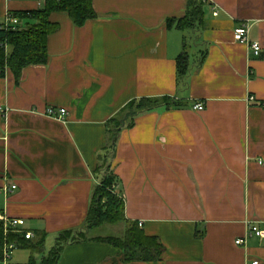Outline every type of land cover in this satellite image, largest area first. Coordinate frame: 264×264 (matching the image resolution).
<instances>
[{
    "label": "crops",
    "instance_id": "obj_1",
    "mask_svg": "<svg viewBox=\"0 0 264 264\" xmlns=\"http://www.w3.org/2000/svg\"><path fill=\"white\" fill-rule=\"evenodd\" d=\"M44 2L0 0V22L8 10ZM188 6L93 0L97 17L83 26L54 12L59 28L49 35L48 61L26 66L19 80L10 69L0 77V213L23 218L35 237L55 241L51 249L60 232L87 218L109 120L141 97L184 102L141 113L115 146L126 217L161 240L160 259L126 261L123 250L88 240L67 244L57 264H264V237L236 243L247 221H264V0H206L182 87L176 59L184 32L168 21ZM242 24L260 56L234 39ZM197 102L205 108L196 110ZM49 106L66 108L67 119L45 115ZM12 184L17 189L6 195ZM31 255L0 264H26Z\"/></svg>",
    "mask_w": 264,
    "mask_h": 264
},
{
    "label": "trees",
    "instance_id": "obj_2",
    "mask_svg": "<svg viewBox=\"0 0 264 264\" xmlns=\"http://www.w3.org/2000/svg\"><path fill=\"white\" fill-rule=\"evenodd\" d=\"M205 2L206 0H189L186 15L168 21L184 32L183 49L176 59L177 80L182 87L188 86V77L192 72L190 48L195 42L193 33L200 30L204 19ZM13 12L23 20L24 25L16 30L0 27V77L5 76L7 69H10L17 80L26 66L45 64L48 61V38L59 28V23L51 20L52 13L69 14L77 26H83L97 17L93 0H45L43 7ZM5 45L12 47V51L7 53ZM205 57L206 51H201L198 65L203 63ZM183 105L182 100L172 95L141 97L128 102L107 124L109 145L105 154L100 156L96 171L100 182L95 186L84 224L80 228L60 232L55 246L39 261L36 254L44 252V233L36 232V237L26 238L23 232L6 230L4 222L0 221V260L5 261L6 245L14 243L16 248L31 250L32 255L26 264H57L67 244L88 240L107 242L123 250L126 261L160 259L164 251L161 240L157 236L146 234L138 221H131L126 217L125 196L122 190H117L120 178L113 167L115 146L121 130L132 126L141 113L159 107L170 109ZM120 224L124 225V229L118 235L92 233L96 228Z\"/></svg>",
    "mask_w": 264,
    "mask_h": 264
},
{
    "label": "built area",
    "instance_id": "obj_3",
    "mask_svg": "<svg viewBox=\"0 0 264 264\" xmlns=\"http://www.w3.org/2000/svg\"><path fill=\"white\" fill-rule=\"evenodd\" d=\"M24 25L23 20L17 16L12 10H8L3 21L0 22V27L6 29H18ZM250 26L248 24H242L237 27L234 31V39L241 42H246L249 44L252 52L256 56H260L262 53V46L259 42H251L249 40ZM2 44L0 43V46ZM6 52L8 53V45H5ZM253 100V97H250ZM196 110H203L205 108L203 102H197L194 105ZM45 115L59 119L66 120L68 116V110L64 107L57 106H49L45 110ZM17 189V184H12L5 188L6 195H9L11 192ZM0 221L4 222L6 230H12L13 232H23L26 234V238H32L34 236L33 232L28 231L24 228L25 220L23 218H9L4 213H0ZM247 232L246 235L242 238H237L236 243L239 245H244L247 241V237L257 236L264 237V221H254L249 220L246 222ZM139 226H143V222L139 221ZM16 249V245L14 243L7 244L5 247V261L11 258L12 251ZM250 264H259V260H254Z\"/></svg>",
    "mask_w": 264,
    "mask_h": 264
},
{
    "label": "rangeland",
    "instance_id": "obj_4",
    "mask_svg": "<svg viewBox=\"0 0 264 264\" xmlns=\"http://www.w3.org/2000/svg\"><path fill=\"white\" fill-rule=\"evenodd\" d=\"M44 5H45V2L43 3V5L41 7H43ZM117 190H119V189H117ZM123 229H124V225L120 224V225L115 226V227L105 226V227H101V228H96V229L92 230V233H94V234L95 233H104V234L118 235V233H121L123 231ZM54 242H53V244H54ZM53 244L46 243L45 247H44V252L42 254H39V258H41L43 255H46L49 252V250L51 249ZM27 255H30L29 249L16 248L12 251L11 257L17 258V259H22L25 261L27 259ZM22 263H24V262H22Z\"/></svg>",
    "mask_w": 264,
    "mask_h": 264
}]
</instances>
